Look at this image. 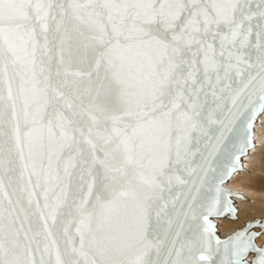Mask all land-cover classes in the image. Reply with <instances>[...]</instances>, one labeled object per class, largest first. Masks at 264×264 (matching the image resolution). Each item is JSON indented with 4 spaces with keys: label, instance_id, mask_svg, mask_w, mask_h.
<instances>
[{
    "label": "snow or ice",
    "instance_id": "1",
    "mask_svg": "<svg viewBox=\"0 0 264 264\" xmlns=\"http://www.w3.org/2000/svg\"><path fill=\"white\" fill-rule=\"evenodd\" d=\"M260 113L264 0H0V264H264Z\"/></svg>",
    "mask_w": 264,
    "mask_h": 264
},
{
    "label": "bare ground",
    "instance_id": "2",
    "mask_svg": "<svg viewBox=\"0 0 264 264\" xmlns=\"http://www.w3.org/2000/svg\"><path fill=\"white\" fill-rule=\"evenodd\" d=\"M253 143L255 147L243 157L242 170L225 184L232 191L245 193L249 199L241 202L238 218L219 220L224 232H232L240 228L244 221L264 216V189L260 190L264 181V113L255 122ZM263 240L264 237H260L258 242Z\"/></svg>",
    "mask_w": 264,
    "mask_h": 264
},
{
    "label": "water",
    "instance_id": "3",
    "mask_svg": "<svg viewBox=\"0 0 264 264\" xmlns=\"http://www.w3.org/2000/svg\"><path fill=\"white\" fill-rule=\"evenodd\" d=\"M260 114H261V113H260ZM260 114H258V116L256 117L255 122H256V120L258 119V117L260 116ZM255 122H254V124H253V129H252V132H253L252 139L254 138V126H255ZM224 134H225V137H226L228 140H230L231 142H237L236 138L232 135L231 132L225 131ZM216 135H219V132H218V131L216 132ZM250 149H251V148H250ZM250 149L248 150V152H250ZM243 157H244V156H242L241 159H240V168H241V170H242V161H243ZM238 173H239V171L233 172V173L231 174V176L226 180V182H227L231 177H233L235 174H238ZM226 182L222 185V187L224 188L225 191L230 192V193L232 194V195H231L232 207L235 208L237 211H236L235 217H233V214H232V213L227 212V211H225V210L222 209V214H221L219 217H213V218H212V219H213V223L216 224V226H217V236H218L220 239H222V240H223V239H226L228 236H230L231 234H233V232H234L235 230H239V229L244 228L248 223H254V222L259 221L261 224H264V216H262V217H256V218H253V220H246V221H244V224H243L240 228H236V229H234L232 232H224V230H223V225L219 222V220H222V219H224V218L227 219V220L238 218V217H239V208H240V204H241V202H243V201L249 199V196H247L245 193L240 192V191H239V192H235V191H232L231 189L227 188V187L225 186ZM241 197H242L243 199H241ZM254 230H255V231H260L259 228H256V229H254ZM259 239H260V238H258V239L256 240V244H257L258 246H259L260 243L262 242V241H261V242H258ZM263 241H264V240H263ZM248 259L251 260L252 257L249 256Z\"/></svg>",
    "mask_w": 264,
    "mask_h": 264
},
{
    "label": "rangeland",
    "instance_id": "4",
    "mask_svg": "<svg viewBox=\"0 0 264 264\" xmlns=\"http://www.w3.org/2000/svg\"><path fill=\"white\" fill-rule=\"evenodd\" d=\"M262 155H263V157H262ZM262 155L259 154V156H261L262 159H263L264 158V153ZM261 184H262V186H260V190H263L264 189V181L261 182ZM263 192H264V190H263Z\"/></svg>",
    "mask_w": 264,
    "mask_h": 264
}]
</instances>
